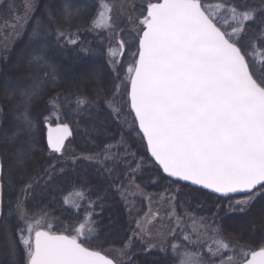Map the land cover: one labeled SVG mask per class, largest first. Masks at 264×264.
<instances>
[{
	"label": "snow or ice",
	"instance_id": "6c2138e0",
	"mask_svg": "<svg viewBox=\"0 0 264 264\" xmlns=\"http://www.w3.org/2000/svg\"><path fill=\"white\" fill-rule=\"evenodd\" d=\"M37 7L38 0H21L19 6L15 0H0V10L11 18L6 22L11 32L3 37L5 55L9 35L27 37L16 55L18 75L4 83L5 100L0 104V118L9 104L17 105L10 109L9 130L0 145L11 149L0 156V225L7 264H134L137 248L146 254L158 251L170 256L174 264H264V233L258 239L250 233L241 242L225 235V222L219 217L220 211L247 214L258 198H264V61L257 65L249 56L257 47L264 49V0L214 4L209 0H146L140 14L129 17L137 27L127 43L135 51L123 69L124 78L117 73L119 83L111 89L75 94L78 113H83L82 119L96 133L92 139L99 140L100 146L72 157L70 164L65 140L72 132L67 123L53 127L50 116L43 120L47 153L39 155L44 149L34 109L44 103L58 113L64 106L60 93L54 92L60 77L59 59L71 51L73 63H78L93 52L79 42V29L72 32L64 26L71 19L68 6L59 9V17L46 9L44 18L27 31L29 14ZM114 8L108 0H100L92 27L111 28ZM117 44L112 57L126 47L124 40ZM69 45L74 47L69 49ZM95 77L94 72L83 73L79 83L86 85ZM105 109L121 128V118L126 113L133 116L126 135L138 139L139 147L150 153L153 169H162L156 172L155 183L166 178L190 182L199 186L196 191L221 194L228 201L226 207L218 204L211 217L187 210L171 215L169 220L174 219L176 225L169 229L170 238L154 231L152 219L137 218L129 194L140 189L135 180L137 173L148 171V161L144 156L137 160L123 137L116 144L100 139L110 130L101 119ZM80 163L91 167L108 187L98 184L94 191L78 193L82 200L96 196L89 201L86 220L92 226L88 232L84 223L60 231L42 205L54 198V189L69 176L68 169L76 171ZM78 183L88 188L87 182L78 179ZM5 189L15 197L6 199ZM230 194L244 195L233 199ZM117 195L127 217L122 218L123 212L108 217L105 231L109 237L115 234L119 243V249L109 250L105 245L117 241L101 240L93 217L98 215L97 207L104 212L105 202ZM29 204L40 209L39 214ZM150 215L154 219L156 214ZM13 217L18 222L15 235L9 222Z\"/></svg>",
	"mask_w": 264,
	"mask_h": 264
},
{
	"label": "rangeland",
	"instance_id": "374dc122",
	"mask_svg": "<svg viewBox=\"0 0 264 264\" xmlns=\"http://www.w3.org/2000/svg\"><path fill=\"white\" fill-rule=\"evenodd\" d=\"M112 1L114 2L113 4L115 5V8L113 9V11L111 13L112 27L111 28H93L92 27V29L96 33H103L101 38H103L104 41H105L106 37L108 38V41H106V43H104V46L107 50V54L105 55L106 59L101 60V58H100V60L104 64V67L112 75L109 82L106 83L107 85L108 84L111 85L107 89H111L113 84L119 83V81L115 79L117 73H119L121 75V78H124L123 77V69L126 68L127 65L131 63V61H132L131 53L133 51H135V49L127 47V43H130L132 41V37H133V35H131L132 37L129 35L130 31H131V33H133L135 35L133 30L137 26L134 23H130L129 21H127V24H125V21L129 17V13L134 14L133 19L139 15V14H136L137 11L134 12V6L135 5L144 6L146 4V0H141V1L112 0ZM212 1L213 0H209V2H212ZM69 7L73 8L77 11H81V9L83 7V2H82V0H71V3H69ZM62 8H64V6H62ZM69 11H70V9H69ZM126 12H127V16H126ZM82 13H83V10H82ZM32 14L33 13H30L29 17ZM123 19H124V22H123ZM69 22L73 23L72 20H69ZM6 31L8 33H10L11 29L10 28L3 29L2 30L3 36H4V33ZM21 36L22 35H15L13 37L14 39H11L8 41V48H10V50L13 48V46H14V49L17 46V49L12 54V56H14L17 53V51L21 48V46H24V44L26 43L27 39L24 40L25 38H23V37L21 39ZM119 40H124L126 42V47L124 50L117 51V55L115 57H112L111 51L117 50V48H118L117 42ZM2 46H3V43H2ZM14 49H13V51H14ZM70 54L72 55V53H70ZM249 56L255 60L257 65H259L261 63V61H264V50H261V48L257 47L255 52H252V51L249 52ZM0 59H2V58H0ZM113 59L116 61L115 64L110 63V60H113ZM63 65H64V67H63ZM82 65H83V61L78 62V63H73V60L69 56L66 55L64 57H61L59 59V72L62 73L64 71V76L60 77V79L57 80V85L55 86L54 92H58L59 90H61V91L71 90L72 91L71 93L76 94V93H79L81 90H83V91H86L88 93H92L98 88H104V89L106 88V84H102V79L98 74H96V77L94 80H90V81H88V83L86 85L81 86V84L79 83V77L83 73L87 72L84 69V67H82ZM13 69H14V67H13ZM113 69H116V71H113ZM97 71H99V70H97ZM7 72L11 73V72H15V71H12V68H10V71H7ZM0 79H1V77H0ZM3 80H4V78H3ZM3 80L0 81V83H2L4 85V83L6 81L15 80V79L6 78L5 79L6 81H3ZM65 80L71 83L70 87L66 82H63ZM72 84H73V86H72ZM93 86H95L96 88L95 87L93 88ZM69 93H70V91H69ZM4 94L5 93L2 92V87H1V91H0V98L1 99H5ZM122 95H123V89H121V96ZM60 96H61V102H62L63 101L62 100L63 95L60 94ZM45 98H47V97H45ZM75 100H76V95L71 98V100L66 104V106L69 105V106H71V108H73V106L76 107ZM16 107H17V105L13 102L10 105V108L9 109L7 108V110L5 111L4 116H7V117H5V118L3 117V119L0 118V145H3V135H4V133H6L8 131V129H6V126L9 123V121L12 119V114L10 112V109L16 108ZM43 108H44V116H50L51 117L52 125H56L57 123H67L68 124L69 122H73L74 128L77 130L76 131V130H74V128H72L74 131V134L79 135L80 132H83L82 139H80L79 143H78V146H79L78 149L84 153V154H81V152H80V157L87 155L89 152H91L93 150H99V146H100L99 140H93L92 139V137L95 136L96 133L91 132L90 125L86 126V125H88L87 123L85 124V128H88V130H86V132L81 131L77 127V125H78L76 122V116L77 115L68 114L69 111L67 112L66 110L64 111L63 109H61L58 113L53 112L51 105H48L46 107V106H44V103H43ZM8 110H9V112L7 113ZM73 110L78 111L77 108H75V109L73 108ZM107 111L108 110L105 109V114H104L105 116H107L106 115ZM10 114H11V116H9ZM36 117L39 119V116H36ZM65 118H66V120H65ZM125 119L127 120V123L123 122ZM131 119L133 121L132 116L128 115L126 113L125 116L123 118H121L120 123L123 125V127H125L124 125L127 126V124L129 123V121H131ZM65 121H69V122H65ZM113 124H114V122H113ZM83 125H84V122H83ZM110 125L112 126L111 122H110ZM115 125L117 126V127L114 126L115 128H117V129L119 128L120 131L123 130V127L122 128L119 127L117 125V123H115ZM75 132H77V133H75ZM111 132H113V131L110 128L109 133L106 134V132H105L104 134L110 136ZM116 132L117 131L114 130V133H116ZM42 136L43 135L39 132L38 138L40 140V146L42 149H44V151L42 153H40L39 155H45L46 154L45 148H44L46 146V143H44ZM108 136L105 137V139H106L105 142L106 143L109 142L108 144H116L118 141L121 140L122 137L123 138L126 137V135H123L120 132H117L116 135L111 136V137H115V139H111V137H110V139L107 140ZM103 137H104V135H103ZM0 150H1L2 156L7 155L8 152L6 150V147L0 146ZM122 153L123 152H121V154ZM65 156L66 157L69 156V153H67V151L65 152ZM80 164H82V163H80ZM86 173L87 172H85L83 179L82 178L79 179L81 177V173H78L77 174L78 176L77 175H70V176L65 177L58 184V186L54 189V198L49 197L48 200H46L44 202V204L42 205V208L48 213L49 219L52 221L53 224H56L59 221L58 218H55L56 215H64L65 213H67L68 216H74V214L69 215L68 212L70 210H72L74 212L82 211V209H83L82 205L81 204L77 205V203H79L78 201L80 200V197H78V196L75 197L77 192L75 190L71 191L70 193H66V192L70 191V185H72L74 183L79 184L80 188L82 189V183H78V179L82 182L88 183V188H87L88 190H93L95 188L97 176L94 174H90L87 176ZM5 192H6V199H13L15 197V194L14 193L9 194L7 189H5ZM189 192H191V193H188L187 198H188V200H190V202L191 201L195 202V201L200 200V198H204L203 196H201L197 192H193V191H189ZM62 195H64L66 197V200L64 203L65 205L61 209L60 208V201H61ZM133 195L135 198L144 197L145 192H143L142 188H140L139 190H136L135 192H133L131 194L130 198H132ZM184 195H183L180 188L176 189V188L172 187V189H169L167 191V193L164 195L152 196L155 200L154 199L150 200L149 208H148V210H145L141 213V214H143V216H141V218L148 217L149 219H152V222L154 225V231H156L158 233H164L165 236L168 237L169 229H175V225H176V221L173 219L170 222L169 217L171 215H179L186 210L185 209L186 205H183L182 201H181V199H182V197H184ZM173 197H174V199H173ZM143 199H147V197H144ZM188 200L184 201V204L190 203ZM54 203H56V204L53 205ZM131 204L133 205V203H131ZM135 205H133V211L135 210ZM226 205H227V202L224 205L221 204L220 207L223 208V207H226ZM253 205L251 207H253ZM28 207L31 211L39 214L40 209L32 208L31 204H29ZM67 207L70 209L66 210ZM251 207H250V209H251ZM86 209H88V206H86ZM257 210L258 209L256 208L255 211H257ZM195 212L198 216L200 215L197 211H195ZM234 213H239V212H231L230 215L234 214ZM150 214H156L155 218L153 219ZM201 214L205 217H209V215H210L207 210L203 211ZM220 215L221 214H219V217H220ZM228 215L229 214H227V216ZM68 216H66V218H63V221L60 220L61 223L64 224L65 229L76 228L77 226H76L75 218L74 217L73 218L68 217ZM157 220L159 221V223L156 222ZM9 222H10L11 227H12V232L15 233L16 229H17V224H18L17 220L13 217L10 219ZM252 222H253V224H256V227H254V228L252 227L253 226ZM103 223H104V221H102L101 223L98 222L97 231L100 233V239L101 240L111 239V240L117 241L115 243L106 244L105 248L109 249V250L119 249V248H117L119 246L118 245L119 244L118 238L115 236V234H113L112 237H109L108 232L102 230V228H104ZM263 224H264V217L258 216L257 218L256 217L255 218H249L248 222L246 223V227L240 226L241 230H242L240 232H237V231L236 232H233V231L228 232L226 230V224L224 223V232H225V235L229 236L230 238L238 237V238H241V242H244V241L249 239L250 233H252L255 236V238L258 239L260 234L262 232L264 233V227H260ZM88 228L89 227H87V226L85 227V232H88ZM0 231H1L0 232V264H7V257L3 254L4 249L2 246V242H3L2 225H1ZM121 235H123V234L121 233ZM177 235H179V232H177ZM168 238H170V237H168ZM173 243L179 244V243H181V241L175 240V241H173ZM158 247H159V245H158ZM205 251H206V249H205ZM154 252H157V251H154ZM113 255H115V252H113ZM140 261L142 262L143 259H141Z\"/></svg>",
	"mask_w": 264,
	"mask_h": 264
},
{
	"label": "trees",
	"instance_id": "16d2710c",
	"mask_svg": "<svg viewBox=\"0 0 264 264\" xmlns=\"http://www.w3.org/2000/svg\"><path fill=\"white\" fill-rule=\"evenodd\" d=\"M135 1H141V0H135ZM82 2H83V7H82L81 11H77V10L69 7V3H71V0H38L37 10L29 17V20H28V25L29 26H28L27 31H31V27L36 25L37 23H39L44 18V14H45V10L46 9H49V10H52V11H56L57 12V16L59 17V9H61L62 6H64V7L68 6V11L70 9L69 12L71 13V19L70 20H72L73 23H70L69 20H68L67 23L64 24V26L66 28H69V30L72 31V32H76L77 29H79V32H78L79 42L83 46H86V47H89L90 49H92V52H93L92 55H90V56H88V57H86V58H84V59H82L80 61V62L83 61L82 67H84V69L88 73L94 72V73L98 74L101 77V79H102V84H106V83L109 82V80L111 79L112 75L104 67V64L102 63L101 60L106 59L105 55L107 54V50H106V48L104 46V43H106V41H108V38L106 37V39L104 41V39L101 38L103 33H96L92 29V26H91L92 25V20L95 18V16L97 15V12L99 10L100 0H82ZM108 2H110L112 4L114 3L112 0H108ZM216 2H218V0H213L210 3L214 4ZM15 3H16L17 6H19L20 3H21V0H15ZM142 7L143 6L135 5L134 6V12L137 11L136 14H140V11H141ZM82 10H83V13H82ZM133 15L134 14L129 13V17L133 18L134 17ZM126 16H127V12H126ZM129 17L125 21V24H127V21H129ZM10 19H11L10 15H9V13L6 10H0V58H2V59L4 58L3 60L5 61V62L0 64V77H1L0 81H2L3 78H4L3 81H6L5 80L6 78L16 79V77L18 75L17 72L9 73L7 71H10V68H12V71H14L13 67H14V65L16 63V55L20 51V49L24 47V46H21V48L17 51V53L14 56H12V54L16 51L17 46H16L15 49H14V46H13V48L11 50H10V48H8L9 52H8L7 55H5L4 47L2 46V43H3L2 42L3 41L2 37H4L2 35V30L8 28L7 25H6V22H10ZM124 19H123V22H124ZM44 22L47 23L46 20H44ZM61 23H63V21H61ZM4 35H5V33H4ZM129 35L130 36L131 35L134 36V34L131 33V31H130ZM14 36L13 35H9V40L14 39L13 38ZM22 37L25 38L24 40L27 39L26 35H22L21 39H22ZM72 47H74V46L69 45V49H71ZM13 49H14V51H13ZM261 50H264V49H261ZM70 53H72V52L68 51L66 55L69 56L72 59L73 54L71 55ZM100 58H101V60H100ZM63 67H64V65H63ZM97 70H99V71H97ZM60 74H61L60 77H63L64 76V71L62 73L60 72ZM60 77H58V79H60ZM63 82H66L69 85V87L71 86L70 82H68L66 80L63 81ZM72 86H73V84H72ZM110 86L111 85H109V84L107 85L106 84V88L105 89L109 88ZM1 87H2V92H4V88H3V84L2 83H0V91H1ZM94 87L95 86H93V88ZM69 91H70V93L72 92L71 90H67V91L59 90L58 91L60 94L63 95L62 103H63L64 106H63L62 109L64 111L66 110L67 112L69 111L68 114L77 115L76 116V122L78 124V125L76 124L77 127L81 131H85L86 132V130H88V128H85V124L87 122L84 119H82L83 113H78V111L73 110V108L74 109L76 108L75 106H73V108H71V106H69V105L66 106V104L71 100V98L73 96H75L74 93H71V95H69L70 94ZM4 97H5V94H4ZM3 100H5V99H1L0 98V104L4 103ZM11 104H9L7 106L8 109L10 108ZM8 112H9V110L7 111V113ZM34 113H35V116H39V121H40L39 130L40 131L38 130V133L40 132L43 135L42 137H43V141L45 143L46 129H45V125L43 123V120H44L43 103H40L39 106L34 109ZM41 113H43V115H40ZM9 116H11V114ZM5 117H7V116H4V118ZM132 118H133V116H132ZM101 119L106 122V125H107L106 127L108 129L111 128V130L113 131V132H111L110 136L106 135V134L109 133V131H110L109 130V131H106V134H104V137L103 136L100 137V139H103L104 141H106V139H105L106 136H108L107 140H109L110 137L116 135L117 132H120L121 134L126 135V133L128 132L129 128L132 126V119H131V121H129L127 126L124 125L125 127H123V130L120 131L119 128L118 129L115 128L117 126L115 125V122L113 124V122L111 121L110 117L105 116L104 114H102L101 115ZM65 120H66V118H65ZM65 122H69V121H65ZM83 122H84V125H83ZM110 122H111L113 127L110 125ZM68 124H70L74 128L73 122H69ZM86 126H89V124L86 125ZM6 129L9 130V123L6 126ZM74 130H76V129L74 128ZM114 130L117 131V132L114 133ZM75 133H77V132H75ZM79 135L75 134L74 139L72 141H70V143L67 145V148L65 150V152L67 151V153H69V156L66 157V159H68V161H69V164L71 163V158L72 157H80V152L81 151L78 149V147H79L78 143H79V140L82 139L83 132H80ZM132 136L135 137L136 133L133 132ZM124 139L127 140V146L130 148V151L134 152V153H137V156H136L137 160H139V158L141 156H144L146 161H148V164H147L148 171L143 172V173H137V176L139 178H137L135 180V184L140 185V188H142V191L145 192V196L144 197H147V199H143L144 197L135 198L134 195H133L132 198H130L131 194L133 192H135V191L130 192V194H129V201L131 203H133V205L136 204L135 205V210L133 211V214L135 215V214L138 213L137 218H141V216H143V214H141V213L143 211H145V210H148L149 204H150V200L154 199L152 196H154V195L155 196L164 195V194L167 193V191L169 189H172V187L176 188V189L180 188L182 193H183V195L185 194L184 197H182V199L180 198L181 201H182V204L186 205V208L185 207L184 208L187 211H197L200 214L199 216H203L201 213L203 211L207 210L209 212V214H210L209 215V217H210L213 214L217 213V211H218L217 205L218 204L219 205H221V204L224 205L226 202H228L227 200L219 199L217 197L209 195L208 193H205V192H202V191H196V189H193V188H191L189 186L182 185V184L177 183V182H173V181L169 180L168 178L163 179V180H159L158 183H155L154 181L157 179L156 172L158 171V172L162 173L161 170L159 169V167L156 166L155 169L152 168L150 155H149V153H146V149L139 147L140 141L138 139H136V140L130 139V138H128L127 135H126V137H124ZM44 148H45V152L47 153L46 146ZM6 150H7V152L11 151L10 148H6ZM121 152H123V149H121ZM0 154L2 156L1 150H0ZM81 154H84V153L81 152ZM132 166H133V168L136 167L135 164H133ZM66 167H67V165H66ZM68 170H69V176L70 175H77L78 173H81V177L80 178L78 177L79 179H81V178L83 179L84 178L85 172H87V176L90 175V174H94L95 175L94 171H92L93 169L91 167H86V165L84 163L79 164L76 171H72L70 168ZM150 176L152 177V180H149ZM98 184L102 185L106 189L108 187L106 183H104L100 178L97 177L95 188L92 191H94L97 188ZM74 190L77 192L75 197L76 196L80 197L78 195V193L80 191H82V190L85 191V192L89 191L88 189H85V190L81 189L79 184L74 183V184L70 185V191H68L66 193H70L71 191H74ZM189 191L197 192L201 196H203L204 198H200V200L195 201V202H192V201L190 202V200H188V198H187L188 193H191ZM99 194L100 195H104L105 193L101 192ZM240 198H243V197H236V198H233V199H240ZM95 199H96L95 195H92L91 197L85 198L83 200L80 198V200L78 201L79 203H77V205H79V204L82 205V208H83L82 211L74 212V211L70 210L68 212L69 215L74 214V216H68L67 213H65L64 215H56L55 218H58L59 221L56 224H54L55 228L59 229L60 231H63L65 229L64 224L61 223V221H63V218H66V216L72 217V218L74 217L77 227H79V225L81 223H84V224H86L87 227H90L91 225H89L87 223V220H86V215L88 214V209H86V206H89V201L90 200H95ZM65 200H66V197L64 195H62L61 196V201H60V208L61 209L65 205L64 204ZM186 200H188L190 203L184 204V201H186ZM55 204L56 203H54L53 205H55ZM256 208L258 209L257 211H255ZM68 209H70V208L67 207L66 210H68ZM109 209H112V211H109ZM95 211H96V213H98V215L94 216L93 219L96 220L97 224H98V222L101 223L102 221H104V223H103L104 224V228H102L103 231H105V226H106V223H107V220H108L109 216H115L117 213L123 212V217L122 218H126L127 217V210L123 208L122 202H120V197L118 195L105 202V211L104 212L101 213L100 208H98V207L95 209ZM219 214H221L220 218L224 220V222L226 224V230L228 232H231V231L240 232V231H242L241 227H246V223L248 222L249 218H255V217L257 218L258 216H263L264 217V198H258L257 201L254 203L253 207H251V209H249L247 214L234 213V214L230 215V213H228L229 215L227 216L225 214V212H223V211H220ZM252 224H253V222H252ZM252 227L253 228L256 227V224H253ZM260 227H264V224L261 225ZM13 234L15 235V233H13ZM117 248H119V246ZM141 259H143L142 262L140 261ZM151 262H155V264H174V262L171 260L170 256L169 257H165L162 254H160L158 251L157 252H153L151 254H146V253L140 252L138 248L135 250L134 264H151Z\"/></svg>",
	"mask_w": 264,
	"mask_h": 264
},
{
	"label": "water",
	"instance_id": "95a60500",
	"mask_svg": "<svg viewBox=\"0 0 264 264\" xmlns=\"http://www.w3.org/2000/svg\"><path fill=\"white\" fill-rule=\"evenodd\" d=\"M53 127H55V126H53ZM69 128H70V127H69ZM70 130H71V128H70ZM71 132H72V130H71ZM72 135H73V134H72ZM72 135L69 136V137H67V139L65 140V144H66V142L72 137ZM46 144H47V128H46ZM161 171H162V169H161ZM165 175H166V174H165ZM171 179H173V180L176 181V178H171ZM179 182L186 183V184H190V182H184V181H179ZM190 185H191V184H190ZM191 186H192V187H195V188H199V186H194V185H191ZM201 190L206 191V192H208V193H210V194H212V195H215V196H218V197L224 198V197L221 196V194H218V193H212L210 190H205V189H201ZM230 195L235 196V195H244V194H230Z\"/></svg>",
	"mask_w": 264,
	"mask_h": 264
}]
</instances>
